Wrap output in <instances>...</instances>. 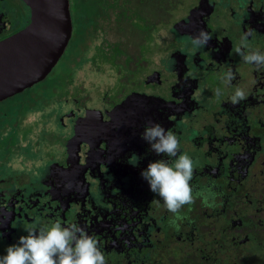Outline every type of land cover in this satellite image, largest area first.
<instances>
[{
    "label": "flooded vegetation",
    "instance_id": "af4514ba",
    "mask_svg": "<svg viewBox=\"0 0 264 264\" xmlns=\"http://www.w3.org/2000/svg\"><path fill=\"white\" fill-rule=\"evenodd\" d=\"M120 1L93 15L69 3L72 32L54 67L0 100V256L29 227L59 221L93 236L106 264H264V67L235 51L251 30L245 51L264 53V0ZM29 21L21 0H0V42ZM200 30L212 39L197 48ZM78 44L75 73L40 90ZM237 87L246 98L233 105ZM148 122L193 160L194 191L217 193L214 208L185 206L178 231L141 177L175 159L141 139Z\"/></svg>",
    "mask_w": 264,
    "mask_h": 264
},
{
    "label": "clouds",
    "instance_id": "9594fccd",
    "mask_svg": "<svg viewBox=\"0 0 264 264\" xmlns=\"http://www.w3.org/2000/svg\"><path fill=\"white\" fill-rule=\"evenodd\" d=\"M252 31H246L235 49L245 63L256 67H264V53L259 50L245 51L248 38ZM194 47H204L212 36L200 30L191 37ZM236 77L229 70L222 77L223 82L230 84ZM221 90L216 89L215 95L220 96ZM246 98L243 89L237 87L231 96V103L236 105ZM141 139L157 156L175 158L170 164L168 160L159 159L150 162L141 172V177L148 183L150 191L164 203V207L173 214L170 226L177 231L178 221L186 219L181 210L201 199L205 207L214 208L217 193L214 185L202 191H194L191 181L194 175L193 160L187 154L179 153V141L176 135L165 130L159 123L148 122L144 126ZM27 235L21 236L17 244L6 249V255L0 256V264H106L104 253L98 247V241L76 224L62 226L59 221L44 227H29Z\"/></svg>",
    "mask_w": 264,
    "mask_h": 264
},
{
    "label": "water",
    "instance_id": "95a60500",
    "mask_svg": "<svg viewBox=\"0 0 264 264\" xmlns=\"http://www.w3.org/2000/svg\"><path fill=\"white\" fill-rule=\"evenodd\" d=\"M28 25L0 42V100L43 79L64 52L72 32L68 0H21Z\"/></svg>",
    "mask_w": 264,
    "mask_h": 264
},
{
    "label": "rangeland",
    "instance_id": "374dc122",
    "mask_svg": "<svg viewBox=\"0 0 264 264\" xmlns=\"http://www.w3.org/2000/svg\"><path fill=\"white\" fill-rule=\"evenodd\" d=\"M83 1H85L86 4H85V8H81V9L85 10L86 14L93 15V14L99 13L100 10H99L98 5H96L92 2H89V0H78V1L76 0V2L72 0L71 1V5H72L71 11H72L73 15L81 14V12L79 10H77V7H79ZM139 1H142V0H128V3H130V4L139 3ZM138 23H139V20L137 19V21L132 23L133 25H131V29H137ZM127 26L129 27L128 24H127ZM93 29L94 28L92 27L91 30H93ZM112 41L114 42L113 38H112ZM83 47H84V44H82V45L78 44L75 47V49L71 48L70 51H69L70 47H68V50L66 51V53L62 57L63 61L61 62V64L57 68H54V70L50 73V75L47 77L45 82H43L40 85V90L47 91V90L53 89L55 87H59L62 73H64V74L75 73V69L77 68L78 64L81 62V59H79L77 62H76V59L80 56V50ZM11 102L12 101H8L4 105L7 106V104H10ZM41 102H42V100H41ZM15 106H16V103L14 102V107Z\"/></svg>",
    "mask_w": 264,
    "mask_h": 264
},
{
    "label": "trees",
    "instance_id": "16d2710c",
    "mask_svg": "<svg viewBox=\"0 0 264 264\" xmlns=\"http://www.w3.org/2000/svg\"><path fill=\"white\" fill-rule=\"evenodd\" d=\"M71 1L72 0H69V3H70V8H72V5H71ZM73 1H75L76 2V0H73ZM78 1V0H77ZM117 1H119V0H112L110 3L108 2V0H91V2L92 3H96V5H98V7H99V10L101 11V10H106L107 9V6L109 7V8H114V9H116V8H118L119 7V4L117 3ZM125 2V0H122V1H120V4H123ZM116 3H117V5H116ZM85 1H83L81 4H80V6L79 7H77V10H79L80 12H81V14L83 13V14H86V12H85V10H82L81 8H85ZM121 7V6H120ZM119 7V8H120ZM118 8V9H119ZM81 9V10H80ZM76 15H79V14H76ZM81 16H83L84 17V15H81ZM75 19V18H74Z\"/></svg>",
    "mask_w": 264,
    "mask_h": 264
}]
</instances>
